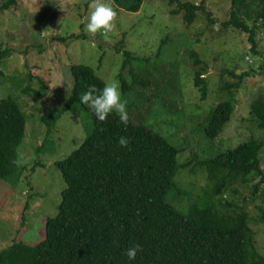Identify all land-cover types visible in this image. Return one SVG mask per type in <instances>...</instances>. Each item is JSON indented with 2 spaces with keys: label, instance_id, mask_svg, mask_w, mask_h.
<instances>
[{
  "label": "rangeland",
  "instance_id": "374dc122",
  "mask_svg": "<svg viewBox=\"0 0 264 264\" xmlns=\"http://www.w3.org/2000/svg\"><path fill=\"white\" fill-rule=\"evenodd\" d=\"M4 1L0 0V5ZM180 1L196 5L204 2L206 6L191 27L184 23L183 14H171L176 5L170 6L166 0H145L137 13L115 6L117 30L107 37H93L85 30L91 0H18L0 14V50L11 51L10 57L0 60V100L14 99L27 116L26 136L19 148V164L26 172L17 184L0 181V251L15 240L39 243L45 237V220L58 214L65 183L55 162L79 147L93 123L76 104L60 114L50 129L40 125L35 116L39 110L49 114L60 110L73 86L69 67L81 64L91 67L104 84L112 78L119 80L120 73L130 81L128 70L146 80L144 88L132 87L133 98H121L128 101L134 122L152 128L180 150L178 162L186 167L174 178L177 189L167 195V202L184 214L203 198H212L221 214L245 210L255 250L264 258L262 178L233 181L220 195L212 196L213 183L200 164L251 139L264 143V129L251 114L252 103L264 98V18L246 20L256 29L253 52L248 34L224 26L230 19L231 0ZM254 10L260 11L261 6ZM70 35L79 36V40L60 42ZM121 43L134 58L124 70V57L117 53ZM192 53L200 61L198 67H194ZM197 71L207 84L205 101L200 100L193 84ZM232 74L246 77L234 91L231 119L219 138L210 140L203 127L213 107L229 99L225 86L239 80ZM35 92L44 94L38 98ZM136 95L142 96L141 103L134 101ZM131 102L138 105L133 107ZM41 145L45 150L37 155ZM259 161L264 173V146Z\"/></svg>",
  "mask_w": 264,
  "mask_h": 264
},
{
  "label": "trees",
  "instance_id": "16d2710c",
  "mask_svg": "<svg viewBox=\"0 0 264 264\" xmlns=\"http://www.w3.org/2000/svg\"><path fill=\"white\" fill-rule=\"evenodd\" d=\"M17 1L1 3L0 14ZM111 1L121 10L137 13L145 0ZM166 1L170 6L176 5L171 14H183L187 27H191L199 12L206 11L204 2L196 5ZM255 6H261V10H254ZM261 18H264V0H231L230 19L224 26L248 34L251 50L255 52L256 29L249 27L246 20ZM78 40L79 36L70 35L60 42ZM117 53L124 57L122 70L134 61L123 50L122 43ZM10 56V50H0V60ZM191 58L194 67H198L197 55L192 53ZM128 71L130 81L122 73L118 79L123 99L130 100L132 87L144 88L147 83L132 70ZM69 72L73 86L60 110L54 114L39 110L35 117L40 125L43 123L50 129L60 114L76 104L90 116L91 132L77 149L55 162L65 188L61 191L58 214L45 220L44 239L35 245L15 240L0 251V264H264V258L255 250L254 234L245 210L221 214L212 198H203L192 203L185 214L177 211L166 197L177 189L174 178L186 167L178 162L180 150L152 128L131 118L126 128L115 113L106 122L98 121L81 103L80 96L92 84L102 89L104 82L86 65L72 64ZM232 75L239 80L225 86L229 99L213 107L203 127L204 135L210 140L223 133L234 111V91L240 89L246 77V74ZM38 83L45 86L43 80ZM193 84L200 100L205 101L208 90L203 74L195 72ZM35 93L38 98L44 94ZM142 100L141 95H136L134 101ZM136 102H131L133 107L138 105ZM251 114L258 127L264 129V98L252 103ZM26 130L27 116L21 105L14 99H1L0 181L17 184L26 172L19 164V148ZM120 136L130 139V151L118 145ZM263 146V142L251 139L201 162L213 183L212 196L220 195L236 180L245 183L252 177H260L264 181L259 161ZM42 149L45 150L44 145L37 148V155ZM134 244H140L143 251L135 260H129L125 252Z\"/></svg>",
  "mask_w": 264,
  "mask_h": 264
},
{
  "label": "clouds",
  "instance_id": "9594fccd",
  "mask_svg": "<svg viewBox=\"0 0 264 264\" xmlns=\"http://www.w3.org/2000/svg\"><path fill=\"white\" fill-rule=\"evenodd\" d=\"M89 7L91 11L85 25L87 33L93 37L97 34L107 37L108 34L117 30L118 12L114 3L104 2V0H91ZM121 95L119 80L112 78L105 82L102 89H98L95 84L89 85L80 96V101L91 110L94 117L101 123L106 122L107 117L115 113L126 128L130 121L127 108L128 101L122 100ZM117 143L120 147L131 150V141L128 137L120 136ZM136 215H139V210H137ZM142 251L140 244H134L126 250L125 254L129 260H135L138 253Z\"/></svg>",
  "mask_w": 264,
  "mask_h": 264
}]
</instances>
